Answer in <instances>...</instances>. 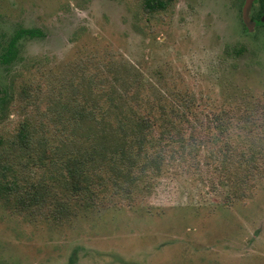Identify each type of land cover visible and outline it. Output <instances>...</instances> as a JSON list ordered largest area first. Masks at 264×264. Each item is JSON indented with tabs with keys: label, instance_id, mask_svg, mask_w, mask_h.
<instances>
[{
	"label": "rangeland",
	"instance_id": "obj_1",
	"mask_svg": "<svg viewBox=\"0 0 264 264\" xmlns=\"http://www.w3.org/2000/svg\"><path fill=\"white\" fill-rule=\"evenodd\" d=\"M245 2L175 0L146 15L141 0H0L1 53L19 30L39 32L0 65V264H264V40L245 32ZM83 72L123 79L145 102L190 95L191 116L212 127L195 134L213 142L196 160L168 139L153 144L149 158L167 162L159 178L107 183L85 203L68 196L18 151V135L59 140L65 124L49 101ZM217 115L228 120L223 134ZM225 139L258 157L236 198L205 164ZM3 179L19 191L4 192Z\"/></svg>",
	"mask_w": 264,
	"mask_h": 264
},
{
	"label": "trees",
	"instance_id": "obj_2",
	"mask_svg": "<svg viewBox=\"0 0 264 264\" xmlns=\"http://www.w3.org/2000/svg\"><path fill=\"white\" fill-rule=\"evenodd\" d=\"M141 1L143 13L154 15L167 10L175 0ZM259 1L264 8V0ZM37 35L39 32L36 30L18 31L6 51L0 54V65L9 66L16 62V45L22 37ZM243 52L241 47L235 48L233 53L241 56ZM227 54H230L229 51ZM85 75L83 72L78 83L68 80V86H61L60 92L52 95L49 101L54 123L65 124L59 140L51 142L45 136L38 137L36 134L33 137L25 127L18 135V151L23 148L28 150L34 166L45 171L48 169L54 188H60L68 196L85 203L92 199L96 189H99V195L107 183H112L114 187L129 186L130 189L145 176L159 178L167 162L161 156L149 158V150L155 149L153 144L169 145L164 143L168 139L180 147L175 154L182 150L181 156L196 160L204 145L213 142L195 134L201 128L212 130V127L209 117L205 120L197 115L191 116L195 100L190 95H173L158 102H145L137 96L131 98V87H125L128 82L123 79L110 82L101 76L86 78ZM63 89L68 91L65 93ZM0 103H5L1 94ZM214 122L223 134L228 120L223 115H217ZM164 148L170 147H162L161 154ZM208 153L206 166L215 171L221 178V186L226 187L234 198L238 190L254 180L252 176L258 167L256 154L239 152L238 148L229 144L228 139ZM241 170L248 174L241 176ZM3 180L4 192L19 191L15 190L17 183ZM54 188L51 187L50 193L45 194L53 195Z\"/></svg>",
	"mask_w": 264,
	"mask_h": 264
},
{
	"label": "flooded vegetation",
	"instance_id": "obj_3",
	"mask_svg": "<svg viewBox=\"0 0 264 264\" xmlns=\"http://www.w3.org/2000/svg\"><path fill=\"white\" fill-rule=\"evenodd\" d=\"M247 1V0H246ZM246 3V2H245ZM263 18H264V8L261 6V3L259 0H255L254 3H253V6H252V10H251V19L253 21V23L255 24L254 25V28H253V32H251L247 27L246 25L244 24L243 22V14H242V22H243V26H244V29H245V32L249 33V34H252L254 35L255 37L253 38L254 39V42L256 43H260L262 40H264V33H263V30H262V33L260 34H256L257 31H260L261 28L264 27V22H263ZM21 30H26V29H21ZM20 31V30H19ZM17 34V33H16ZM15 34V35H16ZM256 34V35H255ZM25 37H30V36H24L22 37L21 39L25 38ZM31 38V37H30ZM35 38V37H34ZM13 39V38H12ZM20 39V40H21ZM19 40V41H20ZM11 41V40H10ZM9 41V43H10ZM18 41V43H19ZM9 43H8V46H9ZM18 43L16 45L17 48L18 47ZM7 46V47H8ZM6 47V49H7ZM6 49L4 51H6ZM0 54H3L0 52ZM18 54H19V49H18ZM10 66V65H9Z\"/></svg>",
	"mask_w": 264,
	"mask_h": 264
},
{
	"label": "water",
	"instance_id": "obj_4",
	"mask_svg": "<svg viewBox=\"0 0 264 264\" xmlns=\"http://www.w3.org/2000/svg\"><path fill=\"white\" fill-rule=\"evenodd\" d=\"M254 1L255 0H247L243 8V22L251 32H253V28L255 25L251 19V10ZM263 22H264V18H263Z\"/></svg>",
	"mask_w": 264,
	"mask_h": 264
}]
</instances>
